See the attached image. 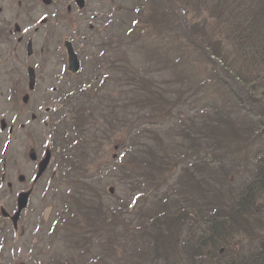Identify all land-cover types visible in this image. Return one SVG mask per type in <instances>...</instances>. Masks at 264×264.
<instances>
[{"label": "rangeland", "instance_id": "rangeland-1", "mask_svg": "<svg viewBox=\"0 0 264 264\" xmlns=\"http://www.w3.org/2000/svg\"><path fill=\"white\" fill-rule=\"evenodd\" d=\"M187 1L189 15L182 19L189 36L196 30L192 25L199 23L194 20L198 17V7L205 19L198 25L206 28L208 37L223 40L218 24L205 12L215 7L217 1ZM239 1L229 0L223 7H235ZM171 3L168 0H84L80 7L77 0H50L48 5L43 0H0V264H113L116 261H108L104 249L96 255L91 252L103 239V236L95 238L92 234L95 231L110 233L117 240H123V233L126 240L136 232H143L147 238V243L141 246L143 255L125 260L128 253L134 254L133 246L127 243V254L121 257L120 253L117 263L151 264L154 251L148 244L153 243L151 216H161L169 210L167 207L174 213L177 208L184 211L188 204L199 206L204 197L218 201L223 195L224 200H231L232 189L251 177L255 149L249 142H243V137L245 133L254 136L258 129L250 117L230 108L234 106L231 101L227 106L234 114L228 120L234 125L220 126L219 133L215 132L219 126H214L212 136L213 142L222 145L218 152L237 158L240 162L237 166L241 168L234 172L199 168L200 153L195 159L182 160L192 150L202 149L190 147L201 142L198 139L195 144L194 140L202 136L200 125L205 123L198 119L203 116L205 106L196 103L193 97L189 102L187 95V90L199 91V85L188 75L183 85H177L169 77L171 71H163L168 76L166 88L157 80L167 77L160 72L162 67L171 68L168 63L173 65L175 56L182 58L181 69H188L187 44L191 39L186 40L187 44L182 40L177 26L178 21H183L173 16L162 18L165 22L158 23L156 32L146 31L154 26L156 18H161L162 12L169 16L168 7H177ZM245 4L264 8V0H247ZM162 7H167L166 11ZM139 9L143 10L142 16L138 15ZM197 35L193 36L194 40ZM65 39L73 42L83 66L74 78L67 75L69 79L65 71ZM29 40L33 41L31 57L27 56ZM159 56L168 63H158ZM214 62L220 65L221 61L214 58ZM28 68L35 70L37 78L36 90L32 93L28 90ZM74 83H81L75 94H60ZM158 89L171 92L170 98L175 101L171 109L163 102L155 108L141 102L157 98ZM213 90L220 91V88ZM81 93L86 95L78 96ZM26 94L30 95L27 104L23 102ZM132 100L139 101L140 106L132 105L135 104ZM113 111L116 113L112 114ZM114 121L116 127H112ZM133 129L135 132L130 134ZM130 143L134 147L129 151ZM133 151L135 156L148 151L160 157L176 153L174 157L182 161L175 166H164V162L157 171H151L156 166L146 161L147 168L141 166L136 171ZM201 152L205 154L208 150ZM31 153L36 157L35 163ZM47 153L51 154V161L38 180L36 176ZM146 159L152 164L154 156ZM204 159L211 161L209 157ZM204 164L205 161L201 163ZM206 173L213 179L209 194L197 189L208 183ZM146 182L154 187L153 194L149 193ZM28 191L32 193L29 206L17 227H13L11 219L17 209V196ZM184 193L192 194L182 199L177 196ZM98 206L102 209L101 218L88 211ZM3 212L7 217H3ZM177 228L170 226V233L176 234L179 246L187 232ZM153 233L154 239L160 235L169 237L167 231ZM168 242L166 255H173L174 244ZM108 249L111 251V246Z\"/></svg>", "mask_w": 264, "mask_h": 264}, {"label": "trees", "instance_id": "trees-1", "mask_svg": "<svg viewBox=\"0 0 264 264\" xmlns=\"http://www.w3.org/2000/svg\"><path fill=\"white\" fill-rule=\"evenodd\" d=\"M168 1L169 3L172 2L170 5H176L177 7H168L169 16L162 12L161 18H156L154 24L156 29H153L154 26H149L146 31L148 33L149 31L156 32L158 23L164 24L165 22L162 21V18L166 19L167 17L170 18V16H173L176 20L180 18L183 21H178L179 25L177 27L180 29L183 37L180 34L179 36L186 44V40L191 39V43L189 45L187 44L189 47L188 52H190L187 58V60H190L188 69H181L180 61L182 58L180 56H175L173 65L170 62L168 63V60L159 56L161 59H158V63H168L171 66L169 69L162 67L160 73L163 76H167L163 71H171L172 74L169 77L175 79L174 82L177 85H183L181 83L185 80V75H188L191 80L195 79L198 83L200 90L193 93L190 92L191 90H187V95L190 100L189 102H192L194 98L196 103L205 106L203 116L198 119L199 121L202 119L205 124L200 125L202 128V136L199 138L198 135L194 140L195 144L199 141L198 139L201 142L192 145L190 148L191 150H200L202 148L203 150H208L209 153L212 152L210 154H213L210 157L208 152L205 154L201 152L202 149L200 152L192 150L191 154L184 156L182 160L190 157L195 159L200 153L202 155L201 163L203 164V161H205V164L209 166L205 164L201 165L200 163V166H197L199 168H202V166L210 170H217L219 168V171L227 169L229 172H234L233 170L241 168L237 166L240 163H238L237 158L230 156L229 153L224 155L218 152L222 150V145L219 146L218 143L213 142L215 139L212 136L214 126H219L215 129V132L219 133L220 130L218 128L220 126L234 125L233 121L228 120L234 114L231 109L250 117L255 128L258 129L256 131L258 133L254 136L246 135L245 133L246 137H243V142H249L250 146L255 149V154L252 158L254 166L251 177L248 180L242 184L240 183L239 187L234 185L235 188L230 193L232 196L231 200H224L222 198L223 195L219 196L218 201H215L212 197H204L201 205L194 204L190 206L188 204V207L184 211L183 209L177 208L174 213H171V208L163 205L169 210H165L161 216L157 215L154 218L151 216L150 226L153 232L156 234L163 233L164 231L169 232L168 238L160 235L157 239L153 238L155 234L152 232L150 240L153 243L148 242V244H151L149 248L154 249V251L152 250L153 261L151 264H169L170 261L171 264H264V8L246 7L245 3L247 0L239 1L235 7H223L229 0H216L217 5L209 8L205 12H208V18L218 24L217 26L221 30L220 36L223 35L224 39L221 40V37H217L213 40L211 37H208L206 28L201 27L202 24L200 26L198 25L204 22L205 19L202 18L204 15L199 12L197 7L198 17L194 20H199V23L192 25V27L196 28L192 32V35H198L196 40H194V37H191V33L190 36L187 33L188 30L184 23L185 16L188 17L189 15V2L187 0ZM162 8L166 11L167 7ZM142 14L143 10L139 9L138 15L142 16ZM135 31L130 32V35L135 33ZM136 37L139 39L138 36ZM178 41L180 42V40ZM174 45L177 46L175 43ZM162 48H164V45H162ZM173 49H176L175 46ZM194 49L196 50L195 52H193ZM157 51L155 48V54ZM148 56H150V52ZM214 58L220 59V65L214 62ZM148 59H151V57H148ZM198 73L203 76V79H199L201 77ZM167 78L168 76L161 77L157 80L158 83L161 82V87L166 88L165 84L167 82L165 80ZM131 81L134 82L132 79ZM142 81L144 82L145 80ZM72 85L68 90L62 91L61 93L64 96L70 93L75 94V90L81 83H74ZM217 87L220 88V91L214 92L213 89ZM208 88L212 90L210 93L207 91ZM151 92L154 93L155 91L152 90ZM155 94H158L157 98L143 101L140 98L138 99L141 102H148L147 106L149 108H155L159 102H163L170 109L172 105H175V101L170 98L172 95L169 90L158 89ZM84 95L86 93L78 94V96ZM164 98H167L166 102ZM139 101H134L135 104L132 105L140 106L141 103ZM228 101H231L234 105L230 107L231 109L228 107ZM115 113L116 111L112 112V114ZM210 117L216 120L212 121ZM207 118L209 120H206ZM157 119L161 120V116ZM116 125L114 121L112 127H116ZM135 130H131L130 134L131 132H135ZM140 130L139 127L138 132ZM163 135L165 136V134ZM134 138L136 139L138 136L133 137V140ZM211 142H213V147H211ZM132 144L130 143L131 148L128 146L127 150L130 151L133 149L134 146H131ZM230 145L233 147L232 143ZM152 151L139 152L140 154L137 156H135V151L132 152V156H135L133 160L134 164H137L136 171H140L141 166L147 168V164L155 165V169L151 168V171H157V167L161 169V165H164V162H166L164 166L168 164L169 166L171 164L175 166L182 161L174 157L176 153H165L160 157L158 153ZM123 155H126V153H123ZM153 156L154 161L151 164L146 157ZM204 156L206 158L209 157L211 161L205 160ZM197 162L199 161L197 160ZM163 170H165V167ZM206 174L209 177L208 183L203 187L206 189L202 187H197V189L198 192H206L209 194V190L213 189L210 185L213 179L209 173ZM202 176H205V174ZM147 186L150 189L149 193L153 194L154 187L149 185V183ZM190 194L192 193H188L187 195L185 193L183 195L177 194V196L182 199ZM88 211H92L101 218L99 216L102 214L100 206L94 210L88 209ZM170 226L178 227V230L187 232L185 241H182L179 246L176 244V234L170 233ZM92 234L95 235V238L100 239L103 236V239L94 245V249L91 252H95L96 255L100 252V249H104L105 258L108 261H116L113 264H118L117 256L120 253H122L121 257L127 254L129 248L127 243L133 246L134 254L131 256L132 252L128 253L125 260L127 258H135L136 255H143V248L141 246L147 243L146 235L143 232L139 234L136 232L135 236L132 235L126 238V240L124 233L123 240L112 238L113 236L110 233L101 234L100 231L92 232ZM168 240L174 244L175 252L173 255H166L168 251L167 246H170ZM108 246H111V251L108 249ZM138 249L139 253H137ZM164 249L167 250L163 254L162 250ZM121 259L120 262L123 261V258Z\"/></svg>", "mask_w": 264, "mask_h": 264}, {"label": "water", "instance_id": "water-1", "mask_svg": "<svg viewBox=\"0 0 264 264\" xmlns=\"http://www.w3.org/2000/svg\"><path fill=\"white\" fill-rule=\"evenodd\" d=\"M44 4H49L50 0H43ZM78 4L80 6L84 5V0H77ZM37 32V30H36ZM64 50H65V54H66V59H67V71L72 74V75H76L80 72L81 69V62L78 58V55L76 54L73 44L69 39H65L64 41ZM33 55V42L32 40L28 41L27 44V56L31 57ZM28 90L29 92H33L35 89V84H36V74H35V70L33 68H29L28 69ZM23 102L25 104H27L29 102V96L25 95L23 98ZM32 155V160L36 161V157L34 156L33 153H31ZM50 159L51 156L47 155L45 161L43 162V165L39 171V176L42 175L49 163H50ZM30 194L29 193H22L19 195L18 197V209H17V213L15 215V218L13 220L14 223H16L18 221V219L20 218V214L22 213V211L27 207L28 205V198H29Z\"/></svg>", "mask_w": 264, "mask_h": 264}, {"label": "flooded vegetation", "instance_id": "flooded-vegetation-1", "mask_svg": "<svg viewBox=\"0 0 264 264\" xmlns=\"http://www.w3.org/2000/svg\"><path fill=\"white\" fill-rule=\"evenodd\" d=\"M57 89H59V88L57 87ZM60 92H62V91H60Z\"/></svg>", "mask_w": 264, "mask_h": 264}]
</instances>
